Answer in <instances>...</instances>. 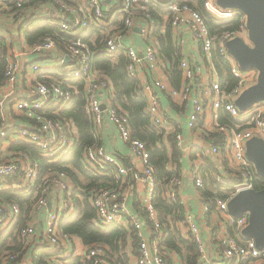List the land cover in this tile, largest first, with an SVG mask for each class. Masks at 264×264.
I'll list each match as a JSON object with an SVG mask.
<instances>
[{
	"label": "built area",
	"instance_id": "obj_1",
	"mask_svg": "<svg viewBox=\"0 0 264 264\" xmlns=\"http://www.w3.org/2000/svg\"><path fill=\"white\" fill-rule=\"evenodd\" d=\"M167 1L166 5L163 4L165 0H110L109 5L104 0H84L83 6L69 0H5L1 3L0 18L7 14L12 23H16L23 19L29 8L38 3L50 2L61 15L53 24L75 39L65 44L63 50L50 38L32 47L22 46L23 53L20 54H16L12 47L8 56L4 87L19 83L21 57L35 55L40 59L30 65V72L35 77L30 80L23 98L10 102L13 93L1 95L0 105L5 118L0 122V142H8L10 146L15 142L32 145L39 150L40 158L49 164H57L69 158L79 138L77 125L72 119L54 120L46 114L58 115L68 109L79 94L74 81H81L84 85L85 111L95 134L101 135L105 120L108 119L119 139L134 158L142 163L141 170L128 168L104 145H94L87 147L83 153L84 168L94 177L107 176L110 169H113L118 175V184L121 178L131 179L135 183L145 184L149 195L141 207L144 211V222H139L131 220L128 196L118 185L97 189L91 198L97 215L96 225L101 228L117 226L127 229L133 224L139 242L136 264H172L168 253L161 248L164 225L154 203L159 185L151 153L145 142L132 136L128 115L115 103L111 80L94 68L93 52L86 39L93 31L98 30L105 39L103 51L107 55H123L126 59L128 77L137 81L139 95L147 100L152 128L161 134L163 128L171 125L162 106V95H167L189 112L188 130L201 133L204 139L203 148L210 151L222 170V175L217 176V183L221 190H228V197L215 199L214 212L228 219L237 232V239H218L217 254L223 260L219 264H264V249L260 250L254 240L245 239L241 235L242 230L249 224V214L235 219L228 213V203L233 197L244 190L255 189L257 172L247 157V143L256 137L264 139V102L256 103L245 111L237 106L243 92L256 84L258 72L242 70L227 47L228 42L236 38H241L252 46L247 30V17L235 10H221L216 4L217 0H209L206 8L216 18L228 21L239 16L238 30L213 34L198 11L180 0ZM3 6H8V11ZM163 6L169 12L164 16L163 31L169 22L181 57L179 68L182 79L179 89L170 87L168 70L171 64L159 50L156 34L158 26L153 12ZM137 29H140L142 38L136 44L134 39ZM187 34L196 45L197 56H193L194 52L187 49ZM3 36L7 38V35ZM55 52L59 55L52 58L53 62H47ZM215 56L228 64L230 75L236 80L230 90L223 87L215 65ZM55 70L58 79L51 82L50 75ZM39 75L48 80L39 81ZM12 112L26 123L9 128L6 117ZM180 130L173 127L181 157V149L186 148V137ZM7 158V161L0 162V189L22 190L27 195H33L39 179L42 181L41 187L44 188L30 222L19 232L20 240L31 253L42 244L52 250H64L63 258L66 261L77 256L71 248L73 236L65 235L61 231V223L69 220L77 210L73 197L76 186L72 179L65 172L51 170L41 177L40 162L26 154H7ZM8 179H15V182L11 184ZM192 180L200 192L204 187L200 166L193 170ZM228 182L231 186H228ZM182 185L183 180L175 176L160 193L169 204H180L184 208V201L178 192ZM202 204L204 210L210 213L206 201L202 200ZM45 209L48 214L45 224L42 225L37 219L40 211ZM20 214L21 208L18 204L0 206V238L7 228V222L13 223ZM183 224L200 253L199 264H203L207 259L203 231L192 215L186 216ZM146 225L150 229V235L145 231ZM107 253L105 247L95 245L87 248L79 257H82L85 264H112ZM14 257L15 255H11L5 260L9 263ZM31 264H34L33 261Z\"/></svg>",
	"mask_w": 264,
	"mask_h": 264
},
{
	"label": "trees",
	"instance_id": "obj_2",
	"mask_svg": "<svg viewBox=\"0 0 264 264\" xmlns=\"http://www.w3.org/2000/svg\"><path fill=\"white\" fill-rule=\"evenodd\" d=\"M163 3L166 5L167 0ZM186 3L192 9L198 11L206 20L207 26L213 34H221L225 31H236L239 28V16L237 15L231 20H220L213 16L206 8V3L209 0H180ZM239 13V11H238ZM169 12L163 8L154 10L153 17L157 23V38L159 41L160 54L166 58L171 64L168 70V76L171 86L179 89L181 85L182 72L179 68L180 53L176 48L172 36L170 23L164 28V16ZM32 20L29 17H23L20 22L16 23L26 26L25 39L26 46L32 47L34 44L45 41L46 39H54L59 49L63 50L65 44L75 39L66 31H63L52 21L43 19L41 23L30 29ZM29 26V27H28ZM96 38V39H95ZM91 51L93 52L94 68L106 75L112 82L115 91V103L122 108L129 117L132 136L145 142L148 150L151 153V160L154 163L158 177L157 193L154 198V203L157 205L160 220L164 228V238L161 242V248L165 253L169 251L176 253L182 260L183 264H199L200 253L190 238L185 240L178 230V225L184 222L183 207L180 204H169L167 199L161 195V190L173 179L178 176L176 171L169 170V165H179V149L175 140V136H169L172 144L173 153L169 154L167 147L164 144L163 137L156 132L151 126V118L147 112V100L139 95L137 81L132 80L127 75V61L123 55L115 54L107 55L103 49V38L100 31H93L90 37L86 39ZM12 49L11 41L0 34V102L1 90L6 83V71L8 65V56ZM215 65L218 68L223 87L230 90L236 84V80L230 75L229 66L222 59L215 56ZM51 82L57 81V71H53L50 75ZM39 81L48 80L42 75L38 76ZM79 92L75 96L71 106L59 113L58 115L47 113L48 118L54 120L72 119L78 127L79 138L72 155L57 164H49L40 158L39 150L29 144L22 142L13 143L8 149L7 154L16 153L17 155H29L37 159L41 166V177L48 171L65 172L76 186L73 197L77 205L75 214L69 219L61 223V231L65 235L77 237L81 243L90 248L95 245L103 246L108 251L107 255L112 264H133L131 255L129 254V243L132 245L133 256L138 257V239L134 228L125 229L123 227L110 226L101 228L96 225V211L91 204V198L94 191L102 187H115L118 185V175L113 169L107 176L94 177L91 176L84 168L82 159L83 153L87 147L94 145H103L101 135L94 132L92 122L85 111L86 100L84 97V85L81 81H74ZM3 108L0 105V122L4 120ZM13 155V154H12ZM178 160V161H177ZM5 161V160H4ZM0 160V162H4ZM226 163V162H225ZM204 178V187L200 189V193L206 203L209 205L210 213L216 209L215 199L217 197L227 199L228 190H221L217 183V176L222 175L210 163L209 166L200 169ZM256 173V172H255ZM255 189H264V179L257 173L255 174ZM228 180V179H227ZM11 184L15 179H8ZM42 181L36 183V188L33 195H27L22 190H3L0 189V206L9 207L13 204H18L21 208V214L9 227H7L0 238V264H20L25 259V256L30 249L26 248L25 244L19 238V232L30 222L34 207L38 200L43 196ZM228 186L231 183L228 182ZM229 232L233 236L234 227H229ZM237 234V232H236ZM34 249L32 253L34 264H49V260L54 256L59 255L60 251H47V247ZM47 251V252H45ZM11 255H15L12 262L7 263L5 259ZM64 264H85L82 257L73 256L67 263Z\"/></svg>",
	"mask_w": 264,
	"mask_h": 264
},
{
	"label": "crops",
	"instance_id": "obj_3",
	"mask_svg": "<svg viewBox=\"0 0 264 264\" xmlns=\"http://www.w3.org/2000/svg\"><path fill=\"white\" fill-rule=\"evenodd\" d=\"M69 1L74 4H81L82 6L84 4V0ZM3 2H5V0H0V4ZM104 2L106 5L110 4V0H104ZM4 9L5 11H8V6H5ZM52 10L53 12H55L53 15L51 13ZM24 17H29L32 20L31 24L29 25L30 29H32L35 25L41 23L40 21L43 19L49 18V20H51L52 18H54L57 19H53L54 22H56L61 18V15L59 14L56 6H54L50 2H46L38 3L26 10ZM12 22L13 21L9 19L7 14H4V17L0 18V34L7 35L8 40H11L12 42V35L14 31H18L19 38L21 40L22 46L24 47L26 45L25 30L27 29V27L23 26V30H20L21 25L19 23ZM140 33V30L139 32H135L136 38L134 39V41L136 44L139 43L140 38H142L140 36ZM186 42L187 49L189 51L194 52L193 56H197L196 45L188 34ZM58 55L59 54L55 52V54L52 55L51 60L46 61L51 63L53 62L52 58H55ZM37 59H40V57H37L35 55H24L23 57H21L19 59V62L21 64L19 83L12 87H3V89L1 90V95L3 94V96H6L7 94L13 93L11 98L9 99L10 102H16L17 100L23 98L25 96L26 88L28 87L30 80H33L35 77L30 72V65L33 61ZM46 61L44 62L46 63ZM44 62L42 61V63ZM170 87L172 88L171 83ZM162 106L164 109V114L167 115L171 121V125L163 128L160 135H162L164 144L167 147L170 155H172L173 153V148L169 140V136L173 135V127L175 126L176 128H180V132H182L186 137V148L181 149L182 155L181 157L179 156V161L177 160L179 162V165H169V170L176 171V173H178V176L183 180V185L178 190L181 199L184 201L183 215L185 217L188 215H192L203 231L207 246L206 256L209 254L203 264H215V259H218L219 256L217 254L218 239H221L222 241L237 239V234L235 232V229V234L233 236L230 234L229 227H231V224H229V221L226 217L222 216L221 214H216L215 212L209 213L204 210L202 200H205L203 199V197H200L201 193L194 186L192 180V173L197 166H200L201 169L209 166L210 163L214 164V167L217 169L218 172H221V174L222 170H220L217 161H215L210 151L203 148L204 139L201 133L190 132L188 130L189 112L184 110L186 108L182 107L179 103L174 102L167 95H162ZM187 110L190 111L189 108H187ZM24 123L26 122L20 120L17 114H15V112H12L10 116L7 115L6 117V124L9 128L22 126L24 125ZM101 138L103 141V145L108 149V151L116 154L124 165H126L128 168H134L138 170L142 169V163H140L136 158H134V156L131 154L125 144L119 139L116 130L114 129L113 125L108 121V119L105 120V125L101 130ZM9 147L10 144L8 142H0V152L3 157H7V149ZM10 155L11 153L8 154V156ZM118 186L128 196V205L131 220L135 219L139 222H144V211L141 209V207L144 201L149 198L147 186L142 183H135L131 181V179L125 178L119 179ZM50 210L51 208L49 209V211ZM40 212L41 213L37 220H39L42 225H44L48 210L45 209L41 210ZM11 224L12 223L7 222L6 227H9ZM132 226L133 224L130 225V227ZM130 227L128 226L127 229H129ZM177 228L180 231L181 236L185 240H190V235L183 222H181ZM145 231L148 235L151 234L150 229L147 225L145 226ZM71 243V248L74 250V252L77 253V256H80L87 249V247H85L81 243V241L75 236L71 238ZM38 246H40L39 248H43L44 250V246L42 244H39ZM32 253L29 251L25 256L23 262L20 264H31V262L33 261ZM57 253H59V255L51 258L49 260V264H64L68 262V260L66 261L63 258V254L65 253L64 250ZM129 254L131 255V262L133 264H136V258L133 256L131 243H129ZM168 255L172 264H183L181 258L176 253H172L169 251Z\"/></svg>",
	"mask_w": 264,
	"mask_h": 264
},
{
	"label": "water",
	"instance_id": "obj_4",
	"mask_svg": "<svg viewBox=\"0 0 264 264\" xmlns=\"http://www.w3.org/2000/svg\"><path fill=\"white\" fill-rule=\"evenodd\" d=\"M216 4L221 10L239 11L247 17V30L252 46L241 38L227 44L229 53L242 70L258 72L256 84L246 89L237 101L238 108L245 111L256 103L264 102V0H217ZM12 36L15 53H23L18 31H14ZM103 108H106L105 105ZM247 157L257 174L264 179V139L256 137L247 143ZM48 207L50 209L51 204ZM228 213L235 219L248 213L249 224L241 235L245 239L254 240L260 250L264 249V189L238 193L229 201Z\"/></svg>",
	"mask_w": 264,
	"mask_h": 264
},
{
	"label": "rangeland",
	"instance_id": "obj_5",
	"mask_svg": "<svg viewBox=\"0 0 264 264\" xmlns=\"http://www.w3.org/2000/svg\"><path fill=\"white\" fill-rule=\"evenodd\" d=\"M52 15L55 13V12H53V10H52ZM54 18H52V20H53ZM54 20H57V19H54ZM42 21V20H41ZM40 21V22H41ZM25 48H27V46L25 45L24 46ZM244 114V113H243ZM13 155H17L16 153H12ZM7 157H3V155H1V153H0V160H5V161H7ZM47 250H52L50 247H47ZM223 260L222 259H220V258H218V259H215V262H216V264H219L220 262H222Z\"/></svg>",
	"mask_w": 264,
	"mask_h": 264
}]
</instances>
